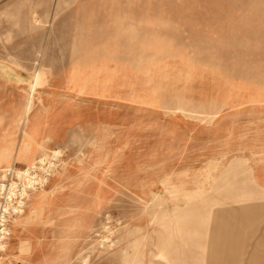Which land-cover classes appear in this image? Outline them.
Here are the masks:
<instances>
[{
  "label": "rangeland",
  "instance_id": "rangeland-1",
  "mask_svg": "<svg viewBox=\"0 0 264 264\" xmlns=\"http://www.w3.org/2000/svg\"><path fill=\"white\" fill-rule=\"evenodd\" d=\"M53 151L13 264H264V0H0V168Z\"/></svg>",
  "mask_w": 264,
  "mask_h": 264
},
{
  "label": "built area",
  "instance_id": "built-area-1",
  "mask_svg": "<svg viewBox=\"0 0 264 264\" xmlns=\"http://www.w3.org/2000/svg\"><path fill=\"white\" fill-rule=\"evenodd\" d=\"M60 157L53 151L28 167L0 168V264H13L6 256L13 224L26 211L33 193L47 185Z\"/></svg>",
  "mask_w": 264,
  "mask_h": 264
},
{
  "label": "crops",
  "instance_id": "crops-1",
  "mask_svg": "<svg viewBox=\"0 0 264 264\" xmlns=\"http://www.w3.org/2000/svg\"><path fill=\"white\" fill-rule=\"evenodd\" d=\"M24 161L26 163V162H29L30 159L26 158V159H24ZM257 177L260 180V184L262 186H264V169H261V168L257 169ZM51 192H52V190L51 191L49 190L46 193H42L41 195H39L36 198V200L34 201V205L36 206V208H38L39 205L40 206H46V205L48 206L51 203V201H53V200H51L52 199ZM42 214L44 215V212H42ZM20 222H21V220H19V219L15 221V223L13 224V227H12V233H14L16 228L20 225ZM12 236H13V234H12Z\"/></svg>",
  "mask_w": 264,
  "mask_h": 264
},
{
  "label": "bare ground",
  "instance_id": "bare-ground-1",
  "mask_svg": "<svg viewBox=\"0 0 264 264\" xmlns=\"http://www.w3.org/2000/svg\"><path fill=\"white\" fill-rule=\"evenodd\" d=\"M21 226V225H20ZM12 245V244H11ZM10 246V245H9ZM11 247H13V246H11ZM18 254V253H17Z\"/></svg>",
  "mask_w": 264,
  "mask_h": 264
}]
</instances>
